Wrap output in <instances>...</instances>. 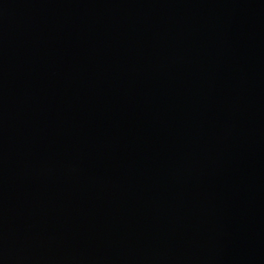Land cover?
Masks as SVG:
<instances>
[{
    "label": "water",
    "instance_id": "water-1",
    "mask_svg": "<svg viewBox=\"0 0 264 264\" xmlns=\"http://www.w3.org/2000/svg\"><path fill=\"white\" fill-rule=\"evenodd\" d=\"M0 264H264V0H0Z\"/></svg>",
    "mask_w": 264,
    "mask_h": 264
}]
</instances>
